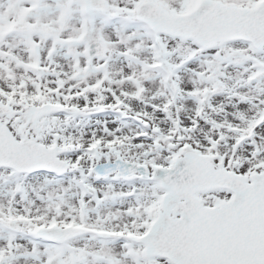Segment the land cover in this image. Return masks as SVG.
Wrapping results in <instances>:
<instances>
[{
    "label": "snow or ice",
    "instance_id": "obj_1",
    "mask_svg": "<svg viewBox=\"0 0 264 264\" xmlns=\"http://www.w3.org/2000/svg\"><path fill=\"white\" fill-rule=\"evenodd\" d=\"M0 264H264V0H0Z\"/></svg>",
    "mask_w": 264,
    "mask_h": 264
}]
</instances>
